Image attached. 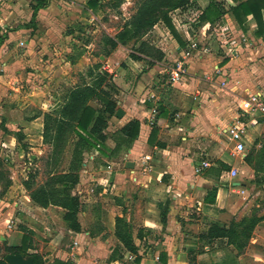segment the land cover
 Wrapping results in <instances>:
<instances>
[{
  "label": "crops",
  "instance_id": "obj_1",
  "mask_svg": "<svg viewBox=\"0 0 264 264\" xmlns=\"http://www.w3.org/2000/svg\"><path fill=\"white\" fill-rule=\"evenodd\" d=\"M16 1L20 0H9L0 10L2 25L0 29L3 31L7 27V24H4L8 19L6 15ZM68 1L72 4V9L70 8L72 12H75L77 7L81 8L82 14L76 13L73 17L86 23L96 20L95 12L102 4L99 1V7L92 9L88 6L89 0ZM194 2L199 7L197 12L200 15L208 5V0L206 3L190 0V5ZM41 3L39 0L31 3L33 5L31 21L39 11L47 8V3ZM38 5L41 7L38 8ZM223 5L226 10L234 6V3L228 0ZM34 9L36 11L33 16ZM67 14L70 15V12ZM224 15H226L225 24L226 20L230 22L231 19L234 20L229 13ZM262 19L264 25V11ZM244 26L245 34L248 36V46L236 57H219L213 53L203 52H197L195 56L191 53L185 56V46L181 48L178 46L163 23L156 24L142 38L161 52V60L135 52L133 53L141 59L133 60L130 58L132 48L119 44L107 56H99L103 59V62H100V69L110 73L116 91L112 95L116 103V111L120 109L123 112L121 118L115 115L110 118L109 127L104 133L107 135L106 131L110 129L113 135L132 120L139 122L140 129L133 143L119 150V153L122 152L120 160L118 158L120 164L114 167L101 165L97 177L92 179L95 181L94 189L98 195V198L97 195L93 198L100 202V223L105 233H108L107 238L101 241V237L99 238L96 233L92 234L91 231L81 234L68 230L69 235H73L71 237L77 241L73 242L77 250H83L85 237L95 244L112 245L114 241L118 256L121 257L108 255L106 260L97 257V260L94 259L95 261L92 262L91 258L88 259L85 255L77 257L75 254L73 264H129L128 258L130 260L136 258L124 250L114 235L115 219L122 217L123 214L132 241L138 248V260L142 262L147 260L140 258L142 251L139 249L145 247L149 252L155 250L156 254L151 261L156 263L165 261L166 257L170 262L176 258L177 254L174 252L171 254L167 247L181 228L180 221L190 220L188 213L191 209L198 211L196 223L194 222L196 227L194 223L189 224L198 231V236L206 232L210 225L228 228V223L220 220L222 211L226 215L237 217L236 221L249 218L253 206L252 195H263L262 189L259 186L256 191L248 188L247 184L254 175L246 163V168L250 170L247 182L236 180L235 157L238 156L243 162L245 155L232 153V144L228 142L224 133L225 128L237 114L238 106L242 101L258 90L264 91V33L261 36L255 35L257 27L251 16L247 17ZM161 28L165 33H161ZM175 30L180 33L176 28ZM116 35L108 38L114 40ZM180 37L183 40L182 33ZM15 38L22 37L17 34ZM33 43L34 37H30L29 45ZM1 45L3 43L0 47ZM183 56L186 73L172 82L169 71L175 61ZM35 119L38 120V116ZM263 127L264 124L253 130L251 134L262 131ZM222 138L227 141V151L220 153ZM114 147L112 136H107L104 150L111 151ZM199 151H206L208 155L212 153L217 155V158L212 163L202 159L197 160ZM94 152L109 163L108 159L102 157L99 152ZM127 162H132L131 169L126 168ZM201 162H207L209 166L196 173L195 169ZM223 166L228 168L222 170ZM231 171L235 172L234 176H231ZM227 179L230 184L225 182ZM261 188H264V185ZM212 189H216L213 203H206V199L212 197L210 195ZM93 191L90 189V192ZM86 196L89 195L84 191L82 200L79 197L81 204L88 202ZM255 207L259 208V205L256 204ZM164 209H166V219L165 223H162ZM261 210L256 217L264 216V208ZM247 246L257 250L249 256L250 258L264 261V220L255 226ZM228 247L233 249L231 246ZM235 253L239 258L244 256V254L240 255L241 252L235 251ZM49 258L47 256L43 259L50 263L55 259L66 261L65 257L52 260Z\"/></svg>",
  "mask_w": 264,
  "mask_h": 264
},
{
  "label": "rangeland",
  "instance_id": "obj_2",
  "mask_svg": "<svg viewBox=\"0 0 264 264\" xmlns=\"http://www.w3.org/2000/svg\"><path fill=\"white\" fill-rule=\"evenodd\" d=\"M34 1L14 2L10 7L11 11L6 15L8 17L4 23L7 24L6 29L4 31L0 29V44L3 43L0 47V249L3 242L7 246H18L23 238L27 237L29 247L26 251L27 256L37 253L43 258L49 256V260L65 257L66 261L71 262H74L75 254L77 257L85 255L88 259L91 258L92 262L97 260V257L104 260L108 255L117 257L119 253L114 241L112 245L95 244L85 237L83 241L85 240L86 245L83 244V250H77L73 244L77 241L71 237L73 235H69L62 219L64 210L54 206L45 209L35 206L23 182L28 179L29 174H35L32 187L35 189L43 186L51 176L68 171L77 139L74 135L69 136L56 161L52 146L43 141V114L53 118L69 90L91 82L87 76L88 71L95 65H101L103 59L99 56H104L109 50L106 38L113 37L122 30L125 22L135 14L141 0H121L120 4L115 0H104L95 12L96 20L91 23L75 19L73 16L76 13L82 14L81 8L77 7L75 12H72V4L68 0H39L43 4L47 3V8L39 11L31 21L33 6L31 3ZM199 1L206 3V0ZM195 2L190 5V11L186 12L187 22H194L199 16L197 12L199 7ZM225 18L226 15L222 16L215 24L225 26ZM161 33H165L163 28ZM17 34L22 38L16 39ZM179 35L181 36V33ZM30 37H34L32 45H29ZM245 37H248L247 34ZM132 42L130 41L126 47L132 48ZM212 42L213 40L209 38L202 40V44L214 47ZM196 53L191 52L193 56ZM211 53L220 57L215 49ZM100 70L104 71L102 68ZM166 74L169 78L168 71ZM164 78L166 79V76ZM107 87L112 95L116 92L112 81L108 82ZM90 104L96 106L97 102ZM37 116L38 120L35 119ZM106 133L108 137L112 136L110 129ZM20 134H23L24 140L19 143L17 136ZM225 151L227 141L222 138L220 153ZM207 153L199 151L197 160L214 162L217 155ZM99 154L107 158L110 164L99 157L98 153L96 155L94 150L81 152L80 182L72 193H76L81 200L84 191L89 195L86 196L88 202L81 205L78 215L82 226L81 234L91 231L92 234L96 233L99 238L101 237L102 241L103 238V240L107 238L108 233H105L100 223L101 206L98 199L93 198L97 193L94 189L95 181L92 179L97 177L101 165L114 167L120 164L118 158L122 152L111 154L109 150H104V153ZM247 154H250L249 164L244 161L245 157L243 162L238 156L235 157L237 160L234 167L237 173L235 178L247 182L250 168L254 177L247 186L256 191L264 178V167L260 166L264 162V127L262 131L251 134V143L246 146L245 156ZM225 182L230 184L228 179ZM7 183L9 187L3 191ZM90 189L94 191L90 192ZM262 194L252 195L253 206L249 217L256 216L264 208V193ZM256 204L259 208L255 207ZM197 212L196 209H191L188 213L190 220L180 221L181 228L167 247L171 254L173 252L177 254L172 262L167 257L165 262H152L155 250L149 252L143 247L139 249L142 251L140 258L147 260L136 262L135 258L131 260L128 258L129 264H264V261H256L249 257L256 253L254 247L247 246L240 254L244 256L239 258L233 249L226 246L224 240L215 241L210 246L201 245L197 241L198 231L189 225L195 222ZM221 214L223 215H220V220L226 224L237 219L226 215L224 211Z\"/></svg>",
  "mask_w": 264,
  "mask_h": 264
},
{
  "label": "trees",
  "instance_id": "obj_3",
  "mask_svg": "<svg viewBox=\"0 0 264 264\" xmlns=\"http://www.w3.org/2000/svg\"><path fill=\"white\" fill-rule=\"evenodd\" d=\"M99 1L102 3L104 2V0H89L88 6L92 9H97L99 7ZM115 1L118 4L121 3V0ZM232 1L234 6L225 10L223 3L216 2L215 0H208V5L198 16V24L195 25V27L199 28L204 23L214 25L224 14L229 13L244 33L246 31L244 26L246 19L251 16L257 27L255 35L261 36L264 33L262 19L264 0ZM189 6L190 0H141L135 14L125 22L124 27L115 36V39L106 38L109 50L104 53V56H107L118 44L126 46L128 42L133 41L132 53H130L131 59L140 60V56L137 55L140 54L161 60V52L142 40L144 35L152 30L158 23L164 24L180 48L184 47L185 43L175 30L169 14L174 10L186 9ZM39 7H41V5H38V8ZM36 9H34L33 16L35 15ZM99 68L100 64L95 65L88 71L87 76L91 79L90 83H85L82 86L74 87L68 91L60 109L53 118L52 116L43 114V141L52 146L56 161L69 136L74 135L77 139L72 150V158L68 171L51 176L43 186H39L35 189L32 188L35 174H29L28 179L23 182V186L25 190L29 192L30 200L35 206L42 209L54 206L64 210L62 219L66 224L67 230L74 233L82 232V226L78 219L82 204L79 200V196L76 193H72L73 189L80 182L79 170L82 165L81 152L83 150H94L104 153L105 142L107 140V135L104 131L107 128L108 121L116 112V103L107 87L108 82L111 81V76L107 72L100 71ZM94 101L97 102L96 106L90 104ZM139 129V122L137 120H132L120 130H117L112 135L115 147L110 153H116L122 147H129L139 135ZM151 135L149 137H151ZM23 140V134L17 136V141L19 143ZM249 158L250 154H247L244 158L247 164L250 163ZM260 166L263 168L264 162H262ZM227 168V166H223L222 170H226ZM263 183L264 178L258 186L264 193L263 188H261ZM8 187L9 184H5L3 191ZM215 193L216 189L210 191L212 197L206 199V203H213ZM165 219L166 209L162 211V223H165ZM263 220L264 216L261 218L251 216L239 221L230 222L228 228L210 225L206 232L198 236V239L203 246H210L215 241L224 240L226 246H231L237 253H240L247 247L255 226ZM114 235L124 250L135 256L138 262V248L132 241L129 226L125 221L124 214L122 217H117L115 219ZM27 242V237H24L22 243L18 246H7L6 243L3 242L0 250L9 254L19 253L23 256H27L26 251L29 248ZM31 256L34 258L33 264H73L69 260L61 261L59 259H55L50 263L37 253L31 254ZM162 262L165 261L163 260ZM0 264H7L1 256Z\"/></svg>",
  "mask_w": 264,
  "mask_h": 264
},
{
  "label": "built area",
  "instance_id": "obj_4",
  "mask_svg": "<svg viewBox=\"0 0 264 264\" xmlns=\"http://www.w3.org/2000/svg\"><path fill=\"white\" fill-rule=\"evenodd\" d=\"M9 0H0V10ZM216 2L226 3L228 0H215ZM190 7L186 9H177L170 12L174 27L183 35L185 42L184 53L185 56L189 53L203 52L209 54L214 49L222 57H233L248 46L245 33L239 28L234 20H226L225 26L220 24L211 25L205 23L199 28L197 18L194 22H187L186 12L190 11ZM230 18V17H229ZM0 27L2 25L0 24ZM213 40L212 47L210 44H202V40ZM185 57L175 61L174 65L169 71L170 80L177 81L186 73V66L184 62ZM264 124V91H256L250 95L246 100L242 101L238 106L237 114L232 119L231 123L225 128L224 133L229 143L232 144L231 151L236 155H245L246 146L251 142V132L257 127ZM207 162H201L195 169L199 173L202 168L208 167ZM231 176L235 175L231 171Z\"/></svg>",
  "mask_w": 264,
  "mask_h": 264
},
{
  "label": "water",
  "instance_id": "obj_5",
  "mask_svg": "<svg viewBox=\"0 0 264 264\" xmlns=\"http://www.w3.org/2000/svg\"><path fill=\"white\" fill-rule=\"evenodd\" d=\"M115 117L121 118L123 115L122 110H117L115 112ZM133 167L132 162H127L126 168L131 169ZM0 256L4 259V261L7 264H33L34 258L31 255L23 256L22 254L16 253V254H9L5 251H2Z\"/></svg>",
  "mask_w": 264,
  "mask_h": 264
}]
</instances>
